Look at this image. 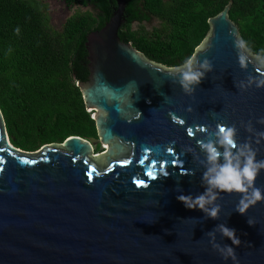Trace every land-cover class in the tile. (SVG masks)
<instances>
[{
    "label": "water",
    "instance_id": "95a60500",
    "mask_svg": "<svg viewBox=\"0 0 264 264\" xmlns=\"http://www.w3.org/2000/svg\"><path fill=\"white\" fill-rule=\"evenodd\" d=\"M232 5L209 20L196 54L213 70L188 95L170 71L175 67L121 39L127 0H117L104 26L87 35L90 74L77 82L97 137L73 135L24 150L12 143L0 107V264H233L209 243L218 224L241 240L233 246L215 232L216 243L234 247L235 264H264V199L240 214V194L220 193L216 219L176 199L204 191L206 153L197 140L215 139L218 125H235L236 139L251 142L264 159V140L257 145L254 136L264 131L257 123L264 87L239 88L250 76L264 78V69L254 55L244 69L238 64ZM254 186L264 195V170Z\"/></svg>",
    "mask_w": 264,
    "mask_h": 264
},
{
    "label": "trees",
    "instance_id": "16d2710c",
    "mask_svg": "<svg viewBox=\"0 0 264 264\" xmlns=\"http://www.w3.org/2000/svg\"><path fill=\"white\" fill-rule=\"evenodd\" d=\"M65 1L92 9L74 13L58 30L42 0H0V107L12 143L24 150L73 135L97 137L77 82L90 74L87 35L104 26L117 0ZM230 1L127 0L119 35L149 59L176 67L196 52L210 33V18ZM232 1L229 17L241 37L252 53L264 50V0ZM155 20L152 29L144 25Z\"/></svg>",
    "mask_w": 264,
    "mask_h": 264
},
{
    "label": "clouds",
    "instance_id": "9594fccd",
    "mask_svg": "<svg viewBox=\"0 0 264 264\" xmlns=\"http://www.w3.org/2000/svg\"><path fill=\"white\" fill-rule=\"evenodd\" d=\"M16 32H19L18 28ZM234 47L237 49L238 64L242 69L249 62V57L253 55L261 68L264 69V50L255 54L252 53L248 42L240 36L234 39ZM212 70L213 65L209 59L198 60V56L194 52L191 56L184 59L180 65L170 71L174 75L179 74V80L176 82L181 86L185 94L190 95L193 93L195 87L201 83L205 74ZM253 83H255L257 88H262L264 87V78L254 80L250 76L246 82H240L239 88L246 89L251 87ZM191 110V107L187 109V111ZM136 116L139 118L141 113L137 111ZM175 119L176 117L173 116V120ZM257 123L264 124V117L259 118ZM201 130L206 133L205 136L208 135L207 129L201 128ZM246 130L250 133L254 132L250 121L246 125ZM191 134V129H189V135ZM211 135L215 139L197 140V146L206 153L207 165L201 177V183L205 185L204 191L196 196L181 193L176 196V199L185 208L198 209L208 218L216 219L220 211V205L214 202L218 199L219 194L238 193L240 194V199L235 210L240 214H245L249 206L264 199L262 189L254 186L255 178L261 170H264V159H257L258 149L253 148L251 142H239L236 139L235 125H218ZM254 136L256 137L255 143L259 145L261 140H264V131L254 132ZM168 151L170 152L171 149L169 148ZM221 157L223 162L219 163L218 161ZM160 172L163 176L168 175L163 163H161ZM152 178L155 179V176ZM247 222L249 225H253V221L248 220ZM216 231L222 237L230 240L231 245L238 247L241 244V240L236 235L235 229L227 227L226 224H218L213 231L208 233L209 243L212 245V248L219 252L224 260L231 259L233 264H235L236 255L234 247L228 244L221 246L216 243Z\"/></svg>",
    "mask_w": 264,
    "mask_h": 264
},
{
    "label": "rangeland",
    "instance_id": "374dc122",
    "mask_svg": "<svg viewBox=\"0 0 264 264\" xmlns=\"http://www.w3.org/2000/svg\"><path fill=\"white\" fill-rule=\"evenodd\" d=\"M42 1L47 5V12L49 13L50 16V23L54 26V28L58 30H61L63 28V24L65 23L67 18L71 17L74 13L78 11L92 9L91 6L83 7L77 5L67 9L66 8L67 4L64 0H42ZM158 24H159L158 20H155L152 23L144 22V25L149 29H152L154 26ZM137 26L138 23H135L134 27Z\"/></svg>",
    "mask_w": 264,
    "mask_h": 264
},
{
    "label": "flooded vegetation",
    "instance_id": "af4514ba",
    "mask_svg": "<svg viewBox=\"0 0 264 264\" xmlns=\"http://www.w3.org/2000/svg\"><path fill=\"white\" fill-rule=\"evenodd\" d=\"M64 1H65V0H64ZM65 2H66V1H65ZM66 4H67V3H66ZM71 7H74V6H70V5H68V4H67V6H66L67 9H69V8H71ZM67 20H68V18H67ZM67 20H66V21H67ZM66 21H65V23H66ZM65 23L63 24V27H64ZM62 29H63V28H62ZM53 143H54V142H53ZM97 151H101V147H100V146L98 147Z\"/></svg>",
    "mask_w": 264,
    "mask_h": 264
}]
</instances>
